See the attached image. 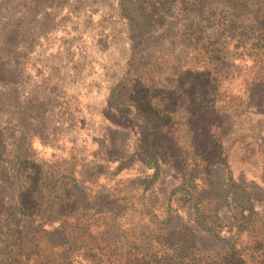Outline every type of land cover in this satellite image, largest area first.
Listing matches in <instances>:
<instances>
[{"label":"rangeland","instance_id":"obj_1","mask_svg":"<svg viewBox=\"0 0 264 264\" xmlns=\"http://www.w3.org/2000/svg\"><path fill=\"white\" fill-rule=\"evenodd\" d=\"M156 3L0 0L2 213L12 210L5 160L20 151V162L44 165L47 177L53 169L64 170L92 187H115L116 200L100 194L92 206L114 213L137 236L153 220L171 238L224 246L216 235L230 236L232 222L221 195L226 164L216 158L207 165H182L177 151L166 150L148 129L144 113L123 106L130 96L144 100L138 88L144 78L158 87L171 85L176 104H186L181 71L201 63L195 50L199 22L180 14L178 0H166L169 14L155 9ZM246 58H235L227 78L208 95L220 109L187 114L188 106L184 120L198 134L218 136L233 177L243 173L254 208L264 213V98ZM168 126L176 129L175 122ZM198 140L206 141L199 149L210 146L211 138ZM140 149L158 158L156 172L145 165ZM208 151L218 150L211 144ZM197 170L199 177L188 175ZM146 178L150 185L142 191L137 181ZM193 183L196 197L211 199V208L199 216L215 234L195 217L193 199L183 189Z\"/></svg>","mask_w":264,"mask_h":264},{"label":"trees","instance_id":"obj_2","mask_svg":"<svg viewBox=\"0 0 264 264\" xmlns=\"http://www.w3.org/2000/svg\"><path fill=\"white\" fill-rule=\"evenodd\" d=\"M178 1L180 14H192L202 30L195 45L200 65L181 71L188 102L177 105L171 85L158 87L144 78L138 86L144 100L130 96L123 106L130 112H143L148 129L161 138L166 150L177 151L182 165H207L216 158L226 164L221 195L231 209L232 222L230 236L216 235L224 246L202 247L190 242L191 238H171L153 220L146 234L137 236L122 227L114 213L92 206L100 194L116 200L115 187H92L64 170L53 169L47 177L44 165H24L18 159L21 152L16 151L8 155L12 160H5V173L12 181V210L4 209L7 215L0 211V264H264V213L254 208L243 173L233 177L218 136L198 134L189 120H184L188 106L187 114L220 109L208 95L227 78L238 57L250 61L249 67L255 71L252 82L260 85L259 95L264 98V0ZM155 2L161 6L155 9L172 12L166 0ZM172 122L175 130L168 128ZM199 137L211 138L210 146L218 151L207 155L210 146L199 149L198 144L206 143ZM136 147L141 146L137 143ZM139 153L145 165L156 172L158 158L147 149ZM188 175L199 177V170ZM137 184L144 191L150 180ZM194 186L183 189L193 199L195 217L206 231L215 234L211 224L199 216L211 208V199L196 197ZM241 191L247 194L240 196ZM168 220L167 214L163 221Z\"/></svg>","mask_w":264,"mask_h":264}]
</instances>
